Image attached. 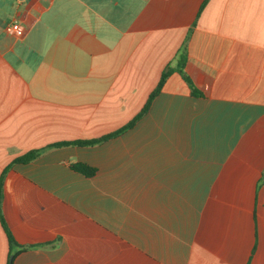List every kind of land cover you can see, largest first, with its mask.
Masks as SVG:
<instances>
[{"label": "crops", "instance_id": "crops-1", "mask_svg": "<svg viewBox=\"0 0 264 264\" xmlns=\"http://www.w3.org/2000/svg\"><path fill=\"white\" fill-rule=\"evenodd\" d=\"M6 166L11 264H264V0H0Z\"/></svg>", "mask_w": 264, "mask_h": 264}, {"label": "trees", "instance_id": "trees-1", "mask_svg": "<svg viewBox=\"0 0 264 264\" xmlns=\"http://www.w3.org/2000/svg\"><path fill=\"white\" fill-rule=\"evenodd\" d=\"M180 60H183V54L180 53ZM167 76V72H162L158 82L156 84V86L150 91V93L148 94V97L145 101V103L143 104V106L141 107V109L133 116L132 119H130L126 124H124L123 126H121L120 128H118L115 131L106 133L104 135H101L97 138H92V139H77V140H73V141H62V142H56L54 143V145H60V144H77V145H86V144H93L96 142H99L101 140L107 139L108 137H111L129 127H131L134 122L142 115L144 114L147 109L149 108L150 102L151 100L154 98V96L159 92V90L161 89L164 80ZM185 79L187 80L188 84L190 85V89H191V93L193 95H201L202 92L196 88L194 86V84L192 83V81L187 77L184 76ZM39 152V149H30L22 154H19L18 156L14 157L10 163L8 164V166L12 165L13 163H21V162H28L31 161L32 159H34L37 154ZM72 168L82 174L85 175H90L94 172V168L92 166H89L87 164H84L82 162H78V163H74L71 165ZM7 170V166L2 170V172L0 173V224L6 234L7 240H8V245H9V253L8 255H11L12 257H14V255H16L18 252L22 251L23 248L28 247V246H32V245H21L19 244L14 237L12 236V233L10 232L4 217L2 215V211H1V200H2V181H3V177L4 174ZM15 248H17L16 250H14ZM7 264H11V260L7 261Z\"/></svg>", "mask_w": 264, "mask_h": 264}, {"label": "built area", "instance_id": "built-area-1", "mask_svg": "<svg viewBox=\"0 0 264 264\" xmlns=\"http://www.w3.org/2000/svg\"><path fill=\"white\" fill-rule=\"evenodd\" d=\"M5 31L10 35L21 36L23 35L24 27L18 19L14 18L5 25Z\"/></svg>", "mask_w": 264, "mask_h": 264}, {"label": "rangeland", "instance_id": "rangeland-1", "mask_svg": "<svg viewBox=\"0 0 264 264\" xmlns=\"http://www.w3.org/2000/svg\"><path fill=\"white\" fill-rule=\"evenodd\" d=\"M10 256H11V255H9V257H8V261L10 260Z\"/></svg>", "mask_w": 264, "mask_h": 264}, {"label": "water", "instance_id": "water-1", "mask_svg": "<svg viewBox=\"0 0 264 264\" xmlns=\"http://www.w3.org/2000/svg\"><path fill=\"white\" fill-rule=\"evenodd\" d=\"M11 258H12V256H10V260H11ZM10 260H9V261H10Z\"/></svg>", "mask_w": 264, "mask_h": 264}]
</instances>
